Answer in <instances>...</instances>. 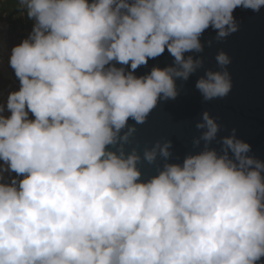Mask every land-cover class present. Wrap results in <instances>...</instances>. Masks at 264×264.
I'll return each mask as SVG.
<instances>
[{"label":"clouds","instance_id":"1","mask_svg":"<svg viewBox=\"0 0 264 264\" xmlns=\"http://www.w3.org/2000/svg\"><path fill=\"white\" fill-rule=\"evenodd\" d=\"M17 3L33 28L9 58L19 90L0 102V264L264 259V160L236 129L217 141L205 111L193 141L202 150L177 163L169 139L142 151L134 142L136 125L180 94L177 80L203 67L186 53L204 51L205 30L228 37L239 30L234 11L259 12L264 0ZM166 50L173 64L136 75ZM215 59L219 70L196 83L206 101L233 87L231 58ZM145 163L157 172L147 180Z\"/></svg>","mask_w":264,"mask_h":264},{"label":"water","instance_id":"2","mask_svg":"<svg viewBox=\"0 0 264 264\" xmlns=\"http://www.w3.org/2000/svg\"><path fill=\"white\" fill-rule=\"evenodd\" d=\"M234 16L239 30L224 39H217V31L211 27L202 34L204 44L202 53H186L196 58L203 57L204 65L185 81L177 80L179 95L176 99L161 101L149 115L147 122L137 124L134 142L141 146L151 145L156 140L169 139L173 142V156L170 162H182L190 153L195 154L203 148L193 146V141L203 130L196 128L202 115L208 111L220 125L217 141L232 134L251 145L249 155L264 160V7L259 12L238 7ZM211 42V43H209ZM220 51L231 58L227 66L232 77L233 87L223 98L204 100L196 88L198 79L208 69L219 70L216 56ZM174 58L165 51L161 56L150 59L146 66L135 70L137 76L145 75L154 66L164 68L173 64ZM119 66V65H118ZM130 70V66H128ZM129 124L135 121L129 120ZM213 141L211 147H221ZM130 150V147H129ZM161 166L163 160L158 161ZM141 179L147 180L156 175L154 165H141ZM264 264V259L258 262Z\"/></svg>","mask_w":264,"mask_h":264},{"label":"rangeland","instance_id":"3","mask_svg":"<svg viewBox=\"0 0 264 264\" xmlns=\"http://www.w3.org/2000/svg\"><path fill=\"white\" fill-rule=\"evenodd\" d=\"M32 28L33 21L23 12L15 15L12 23L0 22V102H5L11 91L19 90V81L9 65V58L12 48L27 38Z\"/></svg>","mask_w":264,"mask_h":264},{"label":"trees","instance_id":"4","mask_svg":"<svg viewBox=\"0 0 264 264\" xmlns=\"http://www.w3.org/2000/svg\"><path fill=\"white\" fill-rule=\"evenodd\" d=\"M21 12L17 0H0V22L12 23V18Z\"/></svg>","mask_w":264,"mask_h":264},{"label":"flooded vegetation","instance_id":"5","mask_svg":"<svg viewBox=\"0 0 264 264\" xmlns=\"http://www.w3.org/2000/svg\"><path fill=\"white\" fill-rule=\"evenodd\" d=\"M0 84H1V82H0ZM0 87H1V85H0ZM0 163H2V162H0Z\"/></svg>","mask_w":264,"mask_h":264}]
</instances>
